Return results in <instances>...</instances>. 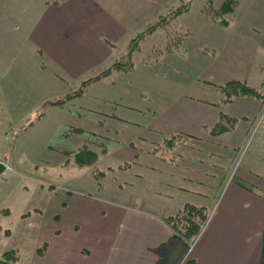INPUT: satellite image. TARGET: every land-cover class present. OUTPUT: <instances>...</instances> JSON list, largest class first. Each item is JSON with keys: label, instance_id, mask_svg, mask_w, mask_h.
<instances>
[{"label": "crops", "instance_id": "obj_1", "mask_svg": "<svg viewBox=\"0 0 264 264\" xmlns=\"http://www.w3.org/2000/svg\"><path fill=\"white\" fill-rule=\"evenodd\" d=\"M42 1L59 7L54 11L55 32L57 29L72 31L76 27L74 31L86 38L89 48L91 42H96L106 49L116 47L119 39L128 34L127 40L131 38L128 46L131 49L132 40L152 23L140 29L142 24L156 22L161 15L169 13L175 5L183 2ZM225 1L222 0L218 7ZM206 3L207 0L202 6L201 21H211L205 11ZM29 4L30 0H0V10L6 16L8 11L13 14L18 11L17 16L22 17L23 10L15 8H24ZM193 7L191 0L190 8L181 15L189 14ZM225 19L228 21L226 25L213 24L214 32L209 36L212 42L205 38L198 45L201 53H205L207 45L215 48L212 58L203 60L205 71L199 79L221 92V85L230 80H245L248 83L254 80V71L259 60L264 58V0H237L235 10L229 12ZM1 22L3 19L0 15V25ZM2 39L4 37L0 32V45L3 46L5 42ZM45 43L47 47L44 48L53 49L50 43ZM238 101L246 109L242 113L231 109ZM62 105H52L51 108L63 109ZM128 107L132 109L121 114L114 112L100 116L103 133L99 134L109 139L113 136L123 139L119 148L113 151L105 149L109 153L102 155L111 157L120 152V159L124 161L119 164L129 162L130 165L118 167L117 170L110 169L113 165L109 166V171L101 180L119 173V191L122 194L126 192L127 197L131 196V201L108 211L89 210V192L72 196L74 192L69 189L65 197H73L74 206L71 210L36 207L27 216L24 215L25 211H21L19 216L22 220H35V223L27 224V228L35 235L36 253L40 254L36 256L43 257L49 261L48 264H189L190 260L194 261L193 264H262L264 191L254 180V177L259 176L254 175L257 171L248 168L241 176L232 178L226 172L223 160L224 157L229 159V156L239 154L262 113L264 99L236 96L229 101L225 95L205 99L181 93L161 98L156 102V107H150L148 115L138 112L132 105ZM86 108L89 110V107ZM223 112L238 120L233 128L214 134L211 130ZM58 113L59 109H52L49 111V121L47 114L37 116V121L48 131L53 129L57 132L68 126L77 128L74 123L67 121L75 113L63 111L61 116ZM175 135H178V141L173 146L167 145L166 140ZM224 135L226 140L216 143L215 139ZM223 150L233 153L224 154ZM205 152L210 162L201 154ZM58 162L60 166L68 167L61 158ZM68 164L71 167L78 165L72 166V160ZM226 166H229V162ZM51 198L55 201V208H61L63 201L69 203L67 198H59L56 192ZM187 203L206 206L210 211L209 220L189 255L190 260L186 258V241L175 237L174 231L164 220ZM3 213L10 220L11 210ZM13 229L0 224V247L6 244L5 239L12 238ZM14 247L4 245L0 255ZM18 262L17 254L15 264Z\"/></svg>", "mask_w": 264, "mask_h": 264}, {"label": "rangeland", "instance_id": "obj_2", "mask_svg": "<svg viewBox=\"0 0 264 264\" xmlns=\"http://www.w3.org/2000/svg\"><path fill=\"white\" fill-rule=\"evenodd\" d=\"M204 1L192 0L194 7L189 14H180L165 26L147 34L141 40L139 49L132 54L134 67L131 70L111 69L108 74L86 85V80L100 75L116 61L126 58L130 50L128 44L131 38L127 40L129 34L120 38L116 47L106 49L91 42L89 48L86 38L74 31L76 27L72 31H54V11L59 7L53 3L49 5L42 0H30V4L24 8H15L23 10L22 17L17 16L18 11L16 14L8 11L6 16L0 10L3 19L0 32L5 42L3 46L0 45V158L13 167L0 174V224L14 228L12 238L4 242L15 246L18 264L49 263L43 257L36 256L40 254L36 253L35 235L27 228V224L35 223L34 218L22 220L19 216L21 211H25L24 215L27 216L36 207L71 210L74 206L72 196L88 192L89 210L108 211L131 201V196L127 197L126 192L122 194L119 191V173L106 177L104 181L95 177L101 171L107 174L111 165L117 170L119 163L124 161L120 159V152L103 157V153H109L105 149L113 151L119 148L123 139L121 136L109 139L99 134L103 133L100 116L104 113H124L132 109L129 105L148 115L150 107H156V102L161 98L181 93L205 99L226 96L213 85L199 79L205 71L203 60L212 58L215 48L207 45L205 53H201L198 45L205 38L212 42L209 36L214 32L213 24H220L211 15H208L211 21H201ZM221 1L213 0L215 9L220 8ZM227 16L229 13L220 15L221 18ZM151 23L155 22L142 24L140 29ZM45 42L50 43L53 49L44 48L47 47ZM42 43H45L44 46ZM254 74L250 84L264 92V58L259 60ZM81 88L84 89L83 97H71ZM58 99L66 100L63 103L65 105L61 106L63 109L56 107L59 109L58 114L63 115V111L75 113L67 121L84 130L78 131L73 129L75 126H68L63 127L65 130L48 131L38 123L37 116L40 113L47 114L49 121V111L56 108H51L53 106L48 103ZM232 108L237 113L246 110L239 101ZM262 110L239 154L229 156V159L224 157L223 163L232 178L241 176L248 168L257 171L253 173L259 178L254 177V180L264 191V107ZM225 136L216 138V143L224 142ZM250 137L252 139L249 141ZM84 147L96 149L101 155L95 163L86 167L76 165L75 161V154ZM222 153L230 155L233 152L223 150ZM201 154L210 162L208 153ZM60 158L68 167L58 164ZM69 160H72V166L77 167H71ZM228 162L229 166H226ZM124 164L127 167L130 165L129 162ZM69 189L74 195L65 197ZM53 192L62 200L67 198L69 203L63 201L61 208H55V201L51 198ZM9 209L12 212L10 220L3 213ZM194 242L186 241L188 260Z\"/></svg>", "mask_w": 264, "mask_h": 264}, {"label": "trees", "instance_id": "obj_3", "mask_svg": "<svg viewBox=\"0 0 264 264\" xmlns=\"http://www.w3.org/2000/svg\"><path fill=\"white\" fill-rule=\"evenodd\" d=\"M237 0H226L219 9H215L213 5V0H208L205 5V11L217 19L220 23L226 25L228 21L225 18H221V13L226 14L229 12H233L235 10ZM191 0H183V2L171 10L167 14H163L160 16L159 21L149 25L145 30H143L139 35H137L132 40L131 49L128 54L124 57V60L116 61L112 67L104 70L100 75H97L94 78H90L85 81V85L89 81H94L99 79L102 75L108 74L111 69H119V70H131L134 67V62L132 60V54L135 49L139 47L140 40L148 33L153 32L159 27L165 26L172 19L176 18L179 14L187 11L190 8ZM223 92L226 94L227 100H232L236 96H251L258 99H264V92L255 86L251 85L245 80L233 79L221 85ZM84 93V89L81 88L76 93H73L71 97L80 96ZM65 99L51 100L48 104L56 105L62 104ZM43 113L39 115L41 117ZM237 118L228 115L223 112L221 114V119L219 122L213 126L212 133L218 134L233 128L237 122ZM230 122V124H227ZM75 130L82 131L81 128H74ZM178 135L172 136L166 140L167 145L173 146L178 141ZM100 158V152H97L96 149L84 147L81 150L77 151L75 154V161L78 165L82 167H86L92 165ZM120 168L127 167V164H122L118 166ZM110 169H113L110 167ZM106 175L104 171H101L95 174L97 179H101ZM210 216V211L208 207L203 205H195L192 203H187L185 206L180 209L176 214L169 215L165 217V222L172 228L175 233V237L180 238L184 241H194L199 236L204 226L207 224ZM264 253V251H263ZM11 261L12 264H15L17 261V253L14 249L8 250L0 255V262L9 263ZM194 261L190 260L189 264H193ZM264 264V259L263 263Z\"/></svg>", "mask_w": 264, "mask_h": 264}, {"label": "water", "instance_id": "obj_4", "mask_svg": "<svg viewBox=\"0 0 264 264\" xmlns=\"http://www.w3.org/2000/svg\"><path fill=\"white\" fill-rule=\"evenodd\" d=\"M5 170V165L0 162V174Z\"/></svg>", "mask_w": 264, "mask_h": 264}, {"label": "built area", "instance_id": "obj_5", "mask_svg": "<svg viewBox=\"0 0 264 264\" xmlns=\"http://www.w3.org/2000/svg\"><path fill=\"white\" fill-rule=\"evenodd\" d=\"M0 161L4 162L3 160H0ZM4 163L6 164L7 167H9V168L11 167L8 162H4Z\"/></svg>", "mask_w": 264, "mask_h": 264}]
</instances>
